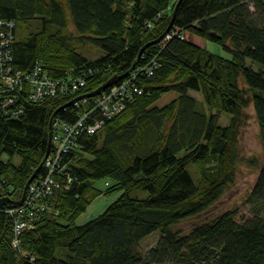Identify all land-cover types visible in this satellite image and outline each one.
I'll list each match as a JSON object with an SVG mask.
<instances>
[{"label":"trees","instance_id":"16d2710c","mask_svg":"<svg viewBox=\"0 0 264 264\" xmlns=\"http://www.w3.org/2000/svg\"><path fill=\"white\" fill-rule=\"evenodd\" d=\"M177 1L0 0V19L15 22L16 68L39 63L51 78H85L74 92L26 101L17 116L0 112V264H264V0H181L170 37L149 43L164 32ZM90 47L102 53L88 57ZM147 66L151 74L138 70ZM133 72L141 91L78 136L63 157L59 186L14 245L9 209L50 151V120L74 121L109 86L87 93L111 75L117 83ZM169 91L176 96L156 105ZM83 97L86 103L75 104ZM250 104L262 150L260 159H247L259 169L249 194L254 215L238 220L236 210H226L183 231L181 221L207 211L233 182ZM96 116L97 109L87 121ZM44 171L41 164L31 181ZM101 179L104 189L95 185ZM114 189L121 192L102 213L76 223L91 200ZM137 190L147 194L132 195ZM153 232L159 239L142 251L141 240Z\"/></svg>","mask_w":264,"mask_h":264},{"label":"built area","instance_id":"2783aa9c","mask_svg":"<svg viewBox=\"0 0 264 264\" xmlns=\"http://www.w3.org/2000/svg\"><path fill=\"white\" fill-rule=\"evenodd\" d=\"M15 22L12 19H0V112L10 116H17L23 111L24 103L41 101L50 96H62L69 91H76L85 84L83 76L70 77L68 80L51 78L39 63H35L27 70L19 69L12 61V45L15 40ZM170 33L165 38H169ZM182 37V35H181ZM151 74V67L139 68ZM114 83L107 90L96 96L94 102L83 113L78 114L72 122L59 117L51 120L50 151L42 161L45 173L28 183L22 201L9 209L15 214L13 223L15 237L13 244L17 245L18 235L23 230L32 227V219L37 211L46 206L43 199L52 194L59 186L56 179L58 173L64 170L63 157L77 145V138L82 132L93 133L103 123V117H109L123 108L125 101L132 98L133 93L140 92L136 84L137 72ZM86 103V97L74 101ZM99 110L101 117H93L88 122L87 117ZM70 180L68 177L67 181ZM66 181V182H67Z\"/></svg>","mask_w":264,"mask_h":264},{"label":"rangeland","instance_id":"374dc122","mask_svg":"<svg viewBox=\"0 0 264 264\" xmlns=\"http://www.w3.org/2000/svg\"><path fill=\"white\" fill-rule=\"evenodd\" d=\"M70 28L73 29V23L71 19H69ZM188 38L192 41L198 42L200 45L206 47V49L213 51L215 53L221 54L223 56H229V53L226 52L220 45L217 43L211 42L209 40H205L202 37H199L194 34H188ZM84 53L88 57H96L102 51H99L98 48L90 47L84 50ZM249 62V60H248ZM243 85V83H241ZM192 95H194L197 99L201 100V96L196 91H189ZM175 91L165 92L156 102V105H163L165 102H168L172 98L176 96ZM248 118L245 124L242 126L239 135V161L237 162V170L234 177L233 182H231L224 190L221 197L204 213H201L197 216H193L191 218L185 219L181 221L177 226L180 227L183 231H187L193 224L201 222L206 219H211L213 215L224 212L226 210H236L238 220H243L249 217H252L255 212V206L250 200L249 194L254 185L255 179L258 174V167L248 164L247 159L251 157H255L260 159L261 157V143L259 138V125L256 120L255 111L253 109L252 104H250L246 109ZM228 120V115L223 113L220 116V121L222 124H226ZM6 159V156H2ZM15 163H19V158L15 157L13 159ZM194 174V168L189 165V167ZM105 180L101 179L95 183L96 186L100 188H105ZM120 190L114 189L107 193H103L95 197L87 206L76 220V223H83L87 220L96 217L100 213H102L105 208L113 202L116 198H118L120 194ZM147 191L137 190L132 193L135 196H145ZM160 234L158 232H153L150 235H147L141 240V249L142 251H146L151 246H153L157 240L159 239Z\"/></svg>","mask_w":264,"mask_h":264},{"label":"water","instance_id":"95a60500","mask_svg":"<svg viewBox=\"0 0 264 264\" xmlns=\"http://www.w3.org/2000/svg\"><path fill=\"white\" fill-rule=\"evenodd\" d=\"M180 1L181 0H178L177 1V3L175 4V7L173 8V12H172V15H171V19H170V21H169V23H168V26L166 27V29H164V32L157 38V39H155V40H152L151 42H149V43H152V42H155L156 40H160L169 30L168 29H170V27H171V25H172V23H173V18L175 17V15H176V11H177V8H178V5H179V3H180ZM149 43H147V44H149ZM146 44V45H147ZM146 45H144L143 47H142V49H140V51H139V54L142 52V50H143V48L146 46ZM117 79H118V76L117 75H111V77L110 78H108L104 83H102L101 85H99V87H97L95 90H93V91H91L90 93H87L86 95L87 96H94V95H97L99 92H101L104 88H106V87H108V86H110V85H112L115 81H117ZM56 112V111H55ZM55 112H54V114H55ZM53 114V115H54ZM52 115V116H53ZM52 118V117H51ZM50 120V119H49ZM51 121V120H50ZM48 152H49V146L47 147V150H46V152H45V156L48 154ZM42 164V163H41ZM41 164L39 165V167L34 171V172H32V175L28 178V180L26 181V183H24L25 185H24V188H23V191H22V195H21V197L19 198V199H17V200H12V203H13V205H18L21 201H22V199H23V197H24V193H26V189H27V187H28V183L35 177V175H36V172H38V170H39V168H40V166H41Z\"/></svg>","mask_w":264,"mask_h":264},{"label":"crops","instance_id":"0c3cea01","mask_svg":"<svg viewBox=\"0 0 264 264\" xmlns=\"http://www.w3.org/2000/svg\"><path fill=\"white\" fill-rule=\"evenodd\" d=\"M196 41H197V40H196ZM196 41H195V43L199 44V43H198V42H196ZM199 45H200V44H199ZM201 46H202V45H201Z\"/></svg>","mask_w":264,"mask_h":264}]
</instances>
